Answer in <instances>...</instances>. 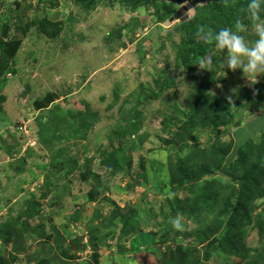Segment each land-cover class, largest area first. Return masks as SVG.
Returning <instances> with one entry per match:
<instances>
[{
    "label": "rangeland",
    "instance_id": "1",
    "mask_svg": "<svg viewBox=\"0 0 264 264\" xmlns=\"http://www.w3.org/2000/svg\"><path fill=\"white\" fill-rule=\"evenodd\" d=\"M127 1L30 0L26 12L11 9L13 20L15 13L24 16L23 26L45 13L58 29L48 37L37 23L24 33L11 25V43L18 45L12 59L0 64V228L12 225L19 232L10 240L0 235V264L45 258L40 253L56 230L64 239L54 252L60 260L49 264H96L97 258L102 264H264V75L256 81L249 76L252 82L241 69L224 70L226 53L213 47L214 54L203 58L215 60L205 66L215 72L214 82L195 88L204 68L192 75L176 67L175 28L205 0L183 1L181 15L169 23L157 21L167 10L164 0H141L132 8L122 4ZM244 35L250 43L256 38L251 26ZM190 92L201 105L198 112L186 105ZM190 117L191 123L208 120L189 129ZM88 119L93 125L81 127ZM256 119L261 124L249 129ZM52 126L54 136L43 129ZM118 127L130 135L116 136ZM248 137L259 170L241 199L229 196L231 203L240 199L244 231L232 247L208 251L224 222L218 215L202 221L188 215L201 185L170 187L198 174L212 150L235 151ZM110 152L116 163L102 161ZM181 158L186 168L176 165ZM211 173L205 178L232 183L224 171ZM177 216L183 231L171 224ZM125 222L135 228L125 230Z\"/></svg>",
    "mask_w": 264,
    "mask_h": 264
},
{
    "label": "trees",
    "instance_id": "2",
    "mask_svg": "<svg viewBox=\"0 0 264 264\" xmlns=\"http://www.w3.org/2000/svg\"><path fill=\"white\" fill-rule=\"evenodd\" d=\"M28 0H0V64L1 67L7 64L12 57L14 56L15 48L17 47V43L13 44L12 42H15V36H11L9 34V29L11 28V25L15 24L18 26L16 27V32L19 31H25L30 25L37 23L41 31L47 35L48 37H54L58 25L51 22V20L47 19V15L45 13L43 14L42 18H39L38 15L34 16L30 20L26 21L24 26L22 25L24 21V16L20 14L21 12H26L30 7V0L27 4H25ZM50 4H53L52 1L54 0H46ZM89 0H72V4H79V3H87ZM141 0H128L127 2H122V4H125L128 6V8H132L135 4H137ZM14 2V4H12ZM38 2H44V0H38ZM164 6L166 7V11L162 14H158L157 21L158 23H165L166 20H168L176 11L178 8V4L176 0L174 1H165L164 0ZM249 3V0H205V4L201 6L196 7V11L192 17H188L186 19H183L178 23V26L175 28V32L179 34L180 40H179V51L176 52V67L179 68V66H183L188 72L187 74H194V71L199 66L198 63L205 54L213 53V42H206L204 40V34L200 32L201 28H204L205 32H215L219 31L221 28H233L238 19L242 20L245 24L251 26V20L248 17V11H247V4ZM45 4V3H44ZM94 6V4H92ZM19 11L20 13H15V20H13L12 16L10 15L11 12ZM22 27V28H21ZM2 36H6L9 38V42H5L3 40ZM203 37V39L201 38ZM200 38V39H198ZM3 40V41H2ZM204 48H201V47ZM1 73V71H0ZM214 74L215 72L211 69H204V72L201 74V78L199 80V83L195 88H199L201 86H210L214 82ZM190 96H187L186 105L191 107L194 112H198L200 110L201 105H199L196 102L195 97L190 92ZM135 110V107H133ZM137 109L134 111V113L139 114L140 112H136ZM89 116V115H88ZM216 116V115H215ZM93 118L94 116H89ZM229 118V116L226 117V120ZM192 118L190 117L188 120L189 129L198 127L200 124L207 123V120L202 119L199 122H192ZM213 119V118H212ZM219 120L221 122H224V118L219 119H213ZM259 119L251 120L250 124L247 125V127L250 129L251 126H256L258 124H261L258 122ZM57 122V120H55ZM95 121V120H93ZM93 121L89 120L85 121L81 124V127L89 129L93 125ZM119 123V122H118ZM258 123V124H256ZM57 125V123H56ZM43 129L50 130L51 135H55L56 128L52 126V128H45ZM255 130V129H251ZM214 131H220L219 129H216ZM114 133L116 136H121V138H124L128 135L129 129L124 127H118L115 129ZM183 137V136H182ZM120 138V137H118ZM184 138V137H183ZM117 139V137H116ZM250 137H248L244 142H239L236 145H239L238 148L234 151H221L220 153L214 155L213 150L208 154L207 157L203 158L200 161L201 167L198 174L191 176H188L184 179V181H180L177 186H171L170 190L175 191L177 188L182 187V183H186L187 185H191L193 187L202 186L203 189L198 194H193L191 203L193 202L194 206L192 207V210L189 212L188 215H192L195 217L196 220L202 221L208 216H214L218 215L222 221L224 222V225L219 230V232L214 236L212 240H210L207 244V250H215V252L218 249H221L220 245H226L227 247H232V245L236 242V239L238 240L242 236V232L244 231L241 227V218L243 216L241 212V205L237 204L239 200L241 199V193L243 192L245 186L247 184H252L255 182V172L259 170V165L254 164L258 154H255L254 148L252 147V143L249 141ZM249 141V142H248ZM120 150V149H118ZM231 152V158L228 156V153ZM262 157V156H261ZM227 158V161H226ZM186 158H181L178 160L177 166H181L186 168L187 165H185ZM189 159V158H187ZM191 160V159H189ZM102 161L108 164H112L113 162L116 163V155L115 153H105L104 157H102ZM219 162L221 164H219ZM253 165L251 166L249 171H245L244 166L245 165ZM209 165L206 170V167ZM62 166V165H61ZM218 169L219 171H224L225 174H229L232 178V183L234 182L238 183V186L234 187L231 184H223L220 183L217 180L205 178L206 175H213L211 173L213 168ZM244 168L243 170H241ZM229 171V172H228ZM209 173V174H208ZM241 174V176H240ZM155 175H158V172H155ZM166 177V176H164ZM186 177V176H185ZM171 182V179L169 180ZM175 181V180H173ZM237 185V184H236ZM177 187V188H176ZM239 195L240 199L234 203H231L229 201V196L231 193ZM191 198H186L183 200V202L189 201ZM178 205V204H177ZM180 209L184 213V208L182 205H178L177 210ZM176 210V211H177ZM187 213V212H185ZM261 216H258L260 218ZM249 221V218H248ZM261 225V222H259ZM238 225V226H236ZM125 230L131 231L135 227L134 226H128V224L124 223ZM239 228V232H235V228ZM88 228H91L89 226ZM234 232H232V230ZM262 230H264V223L262 222ZM92 231V230H91ZM176 232V231H173ZM177 233V232H176ZM234 233V234H233ZM43 234V233H42ZM168 234V233H166ZM0 235L5 240H10L12 237L19 236V232L16 231L15 226H8L4 229V227L0 228ZM40 236L41 233H38ZM55 238L51 245L47 247V251L42 250L40 254H45L46 257H36L32 260L31 264H49L53 262L54 260L57 262L60 260L59 256H57L55 252V248H61V245L63 244V237L60 236L59 232L56 230L54 232ZM94 239H90L89 243L94 244ZM39 246L41 249H45V241H41L39 243ZM96 249V246H92ZM11 250H16L15 245L11 247ZM123 252H128L125 248H123ZM125 252V253H126ZM213 252V251H212ZM211 253V252H209ZM12 254L15 255V253L12 252ZM39 254V255H40ZM94 258V256H91ZM90 257V258H91ZM13 259L14 256H11ZM89 258V260H90ZM96 259V257H95ZM96 260V264H102L101 260ZM54 261V262H55ZM65 261V260H64ZM93 261V260H92ZM62 264H67L66 262H61ZM90 263L92 264L91 260ZM94 263V262H93ZM115 263V260L112 262H109L108 264Z\"/></svg>",
    "mask_w": 264,
    "mask_h": 264
},
{
    "label": "clouds",
    "instance_id": "3",
    "mask_svg": "<svg viewBox=\"0 0 264 264\" xmlns=\"http://www.w3.org/2000/svg\"><path fill=\"white\" fill-rule=\"evenodd\" d=\"M248 17L251 20V28L256 38L250 43L246 33L249 25L238 19L233 28H221L215 32H205L204 28L200 32L204 34L206 42H213L216 49L226 53V59L222 62V67L235 71L241 69L248 79L249 76L264 75V0H249L247 4ZM215 63L214 58L209 55L201 59L198 63L201 68ZM253 82L252 79H249ZM232 102L231 96L228 97ZM175 230L183 231L181 217L177 216L171 221Z\"/></svg>",
    "mask_w": 264,
    "mask_h": 264
},
{
    "label": "water",
    "instance_id": "4",
    "mask_svg": "<svg viewBox=\"0 0 264 264\" xmlns=\"http://www.w3.org/2000/svg\"><path fill=\"white\" fill-rule=\"evenodd\" d=\"M184 0H176L177 4H181ZM185 5H188V3H186ZM185 7V6H183ZM180 8L178 11H176L167 21H165V23H169L170 21H173L175 18L179 17V15H181V12L183 11L184 8Z\"/></svg>",
    "mask_w": 264,
    "mask_h": 264
},
{
    "label": "bare ground",
    "instance_id": "5",
    "mask_svg": "<svg viewBox=\"0 0 264 264\" xmlns=\"http://www.w3.org/2000/svg\"><path fill=\"white\" fill-rule=\"evenodd\" d=\"M186 1H189V0H184V3H185ZM182 3H183V2H182Z\"/></svg>",
    "mask_w": 264,
    "mask_h": 264
}]
</instances>
